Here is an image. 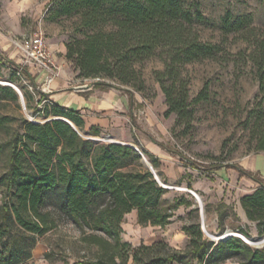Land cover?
<instances>
[{"label":"trees","instance_id":"1","mask_svg":"<svg viewBox=\"0 0 264 264\" xmlns=\"http://www.w3.org/2000/svg\"><path fill=\"white\" fill-rule=\"evenodd\" d=\"M51 12L53 18L76 13L86 29L84 37L66 44V57L74 62L77 77H115L140 91L144 81L134 63L158 55L163 67L153 75L165 97V116L175 112L180 120L192 101L206 98L203 89L189 101L183 67L213 57L220 46L199 37L193 23L204 17L198 7L191 12L186 0H56ZM251 20L249 14L227 12L222 30H242ZM5 60L28 77L40 98L47 95L37 89L26 66ZM253 60L259 95L264 100V34ZM95 83L113 85L105 80ZM23 93L28 102V91L23 89ZM3 99L17 101L19 95L12 86L0 83V102ZM39 113L56 116L39 122L23 115L0 114V132L7 136L0 140V152L7 150L0 175V264L29 259L36 235L57 225L54 210L47 208L50 196H54L58 213L69 216L80 228L82 240L97 246L94 257L76 258L71 264H218L228 259L264 264V243L252 247L238 236L212 240L204 236L198 220L182 227L188 236L185 248H175L163 239L137 245L123 239L124 216L133 209L140 225L164 226L180 205L190 206L189 214L197 212V207L186 196L162 203L166 189L143 164L142 153L164 181L166 177L158 169L157 156L148 149L83 136L81 113L53 100L38 106L34 115ZM263 113L261 109L259 114ZM263 125L260 123L261 129ZM89 132L100 134L94 126ZM257 149L264 150V131L259 133ZM240 202L248 219L255 222L256 235L264 236V183L241 196ZM204 209L209 211L208 204ZM224 215L222 211L218 215L221 230ZM248 227L235 229L252 237Z\"/></svg>","mask_w":264,"mask_h":264},{"label":"rangeland","instance_id":"2","mask_svg":"<svg viewBox=\"0 0 264 264\" xmlns=\"http://www.w3.org/2000/svg\"><path fill=\"white\" fill-rule=\"evenodd\" d=\"M55 3L56 0H0V81L14 83L23 94V101L20 100L19 94L17 101L1 100L0 114L15 118L23 115L39 122L56 116L43 113L34 115L38 109L37 99L40 94L28 77L15 71L5 60L10 59L25 66L21 54L12 41L34 32L38 27L43 29L50 42L55 44L63 42L65 48L68 42L75 43L76 39L84 37L86 29L81 26L78 14L53 18L51 11ZM186 6L191 12H194L196 7L200 9L204 19L195 21L193 28L201 39L218 43L220 50L213 57L184 65L182 76L187 80L189 101L197 97L203 89L206 91V98L192 101L188 105V111L180 120L175 112L168 116L164 115L163 108L167 107L165 97L153 75L154 70L163 67L158 55L134 63L135 69L144 81V87L140 91L135 90L131 84L120 83L115 77L103 76L98 80L123 85L141 94L152 106L150 119H144L147 129L135 133L158 142L170 154V164L175 162L176 168L177 165L189 166L206 177L211 169L237 164L242 157L258 151L259 133L264 131V125L262 129L260 127V123L264 124V113L259 114L260 110L264 109V100L261 99L258 91L253 55L257 54L258 41L264 34V0H186ZM227 12L235 16L249 14L252 17L251 24L242 30L225 32L222 30V17ZM68 61L77 73L74 62L71 59ZM33 74L36 72L32 69ZM33 77L36 82V77ZM87 79L98 81L95 78ZM36 85L38 90L41 89V82H36ZM23 89L30 95L28 102ZM259 115L262 117L261 120H258ZM84 131L88 132V136L95 137V140L110 142L103 139L102 134L92 135L86 127L80 130V132ZM135 133L133 135L137 142L135 145L140 148L142 146ZM6 137L4 132H0V140ZM6 162L7 150H3L0 152V175L4 171ZM153 169L158 175L159 183L170 185L165 187L163 204L173 201L174 198L186 196L194 201L192 206L197 207V212L189 214L191 207L180 205L171 221L164 226L140 225L135 216L129 213L124 219L126 228L123 232L125 237L135 241L133 245L142 242L149 244L163 239L173 246L168 240L171 238L181 245L178 248H185L188 236L182 227L196 220L199 221L204 236L208 238H210L209 234L222 233L226 228L236 231L235 228L240 225H248L251 235L256 236L255 222L247 224L241 221L233 209V203L226 205L219 201L208 202L202 194L182 183V178L169 179L161 169L160 162L158 169L162 176L166 177V181L159 176L155 167ZM184 178L186 180L190 178L189 173H186ZM218 183L221 184L222 181ZM206 204L209 209L207 213L204 209ZM217 206L225 214L223 230L218 228L215 215ZM47 208L54 210L57 225L42 234H37L31 257L16 264H71L76 258L94 257L97 246L83 241L81 230L72 219L63 213H58L54 196L48 198ZM98 233L102 234V232ZM250 245L262 246L255 243ZM234 261L237 260L228 259L224 264H231Z\"/></svg>","mask_w":264,"mask_h":264},{"label":"crops","instance_id":"3","mask_svg":"<svg viewBox=\"0 0 264 264\" xmlns=\"http://www.w3.org/2000/svg\"><path fill=\"white\" fill-rule=\"evenodd\" d=\"M48 43L60 67V74L51 83V89L47 93L50 99L64 107L78 110L87 129L94 126L100 134L109 135L111 140L135 145L137 142L134 140V133L147 129L144 119H150L151 103H148L138 92L123 85L102 86L90 79L77 77L65 56L64 43L55 44L49 39ZM25 66L31 75L32 69L35 70L36 74L32 76H35L36 82L40 83L41 71L28 64ZM135 136L142 147L157 156L161 169L169 179L182 178V183L202 194L208 202L219 201L226 205L233 203V209L241 221L253 224L241 205L240 197L253 192L261 182L264 183V150H258L242 157L237 164L213 168L207 172L206 177H203L199 171L189 166L177 165L176 168L175 162L170 164V154L158 142L136 133ZM186 173L190 175L187 180L184 178ZM219 181L222 183L219 184ZM219 212L221 209L215 208L217 220ZM129 213L134 215L137 221L135 209L126 213L124 219ZM122 227L125 230L124 221ZM124 235L123 232L122 236L125 240L135 243ZM168 240L174 247L181 246L174 239L168 238ZM193 264L198 263L194 261ZM231 264H239V262L234 261Z\"/></svg>","mask_w":264,"mask_h":264},{"label":"built area","instance_id":"4","mask_svg":"<svg viewBox=\"0 0 264 264\" xmlns=\"http://www.w3.org/2000/svg\"><path fill=\"white\" fill-rule=\"evenodd\" d=\"M12 42L21 54L23 62L35 67L36 69H38V71H41L40 90L47 94L51 89V83L60 74V67L53 56L48 43V39L43 29L41 27H38L34 32L23 35L20 39L13 40ZM94 78L96 80L99 79V77ZM38 99V106L52 103V99H50L48 95L41 98L39 97ZM224 262L225 261H222L218 264H224Z\"/></svg>","mask_w":264,"mask_h":264},{"label":"water","instance_id":"5","mask_svg":"<svg viewBox=\"0 0 264 264\" xmlns=\"http://www.w3.org/2000/svg\"><path fill=\"white\" fill-rule=\"evenodd\" d=\"M0 83H1V84H7V85L12 86V87L18 92V94L20 95V100L23 101V94H22V92L20 91V89H19L14 83L9 82V81H5V82L0 81ZM31 116H33V115H31ZM31 118H32V117H31ZM60 118L65 119V120L68 121L72 126L75 127V125H74L69 119L64 118V117H60ZM75 128H76V127H75ZM80 133H81L82 135L86 136V137H89V138H92V139H96L95 137L88 136V132H87V131L80 132ZM102 138H103V139H107V140L112 141V142H118V141L111 140V137H110L109 135H104ZM120 143H121V142H120ZM131 145H132V144H131ZM132 146L138 150L137 146H135V145H132ZM142 161H143V163H144L147 167H149V168L152 170V172H153L155 178L159 181V179H158V175H157V173L155 172V170L153 169L152 164L150 163V161L147 159V157H146L143 153H142ZM160 184H161L163 187H167V186H166L164 183H162V182H160ZM197 198H198V197H197ZM200 210H201V213H202V211H203V210H202V207H200ZM202 224H203V219H202ZM209 236H210V239L215 240V241H218V240H224V239H227V238L230 237V236H238V237L242 238L245 242H247V243H249V244H251V243H255V244H261V245H263V243H264V236H262V237H259V236L246 237V236L243 235L240 231H234V230H232L231 228H226V229L224 230V232H222V233H216V234H213V235L211 234V235H209Z\"/></svg>","mask_w":264,"mask_h":264},{"label":"bare ground","instance_id":"6","mask_svg":"<svg viewBox=\"0 0 264 264\" xmlns=\"http://www.w3.org/2000/svg\"><path fill=\"white\" fill-rule=\"evenodd\" d=\"M167 186H170V185H167ZM178 188H179V189H184V187H178ZM213 234H214V233H213ZM213 234H212V235H213ZM209 235H210V234H209Z\"/></svg>","mask_w":264,"mask_h":264}]
</instances>
